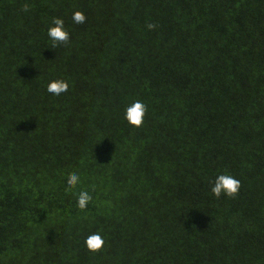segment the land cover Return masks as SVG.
Returning a JSON list of instances; mask_svg holds the SVG:
<instances>
[{
	"label": "trees",
	"instance_id": "16d2710c",
	"mask_svg": "<svg viewBox=\"0 0 264 264\" xmlns=\"http://www.w3.org/2000/svg\"><path fill=\"white\" fill-rule=\"evenodd\" d=\"M0 264H264V0H0Z\"/></svg>",
	"mask_w": 264,
	"mask_h": 264
},
{
	"label": "clouds",
	"instance_id": "9594fccd",
	"mask_svg": "<svg viewBox=\"0 0 264 264\" xmlns=\"http://www.w3.org/2000/svg\"><path fill=\"white\" fill-rule=\"evenodd\" d=\"M31 7L32 5L25 3L22 5L21 10L28 12L31 10ZM72 20L76 24H83L86 21V16L83 12L77 10L73 13ZM52 24L54 26L49 27L47 32L49 38L53 41L52 47L55 48L60 44L67 45L70 40V35L64 27L63 19L53 18ZM146 27L151 31L155 29L156 24L148 23ZM68 88L69 84L66 80L57 79L49 82L46 90L49 93L58 96L67 92ZM147 110V105L142 101H134L125 109V119L133 127H142ZM80 183V176L77 172L69 173L66 180V190L71 192ZM240 187L241 183L238 179L232 177L230 174L224 173L216 177L210 191L217 199L220 198L222 194L228 198H235L239 193ZM76 196V207L81 211L85 210L92 201V196L87 190L79 191ZM84 243L88 251L96 253L103 250L105 240L99 232H96L87 236Z\"/></svg>",
	"mask_w": 264,
	"mask_h": 264
}]
</instances>
